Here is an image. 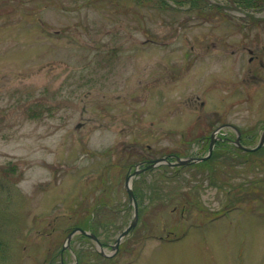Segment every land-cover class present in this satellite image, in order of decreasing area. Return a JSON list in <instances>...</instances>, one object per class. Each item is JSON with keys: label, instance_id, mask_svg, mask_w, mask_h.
Listing matches in <instances>:
<instances>
[{"label": "rangeland", "instance_id": "1", "mask_svg": "<svg viewBox=\"0 0 264 264\" xmlns=\"http://www.w3.org/2000/svg\"><path fill=\"white\" fill-rule=\"evenodd\" d=\"M212 2L226 8L0 0V264H43L88 220L113 244L141 162L204 156L223 124L258 144L264 11ZM214 151L133 179L139 220L113 264H264V147Z\"/></svg>", "mask_w": 264, "mask_h": 264}, {"label": "trees", "instance_id": "2", "mask_svg": "<svg viewBox=\"0 0 264 264\" xmlns=\"http://www.w3.org/2000/svg\"><path fill=\"white\" fill-rule=\"evenodd\" d=\"M137 4L140 5H154L158 4L161 8L166 7L171 2L174 6L181 8L187 7L189 11L203 12L208 9L223 10L226 7L220 2H212V0H134ZM227 3L228 6L247 11V12H260L264 10V0H222ZM263 151L261 149L258 152ZM105 205V203H104ZM87 223H91L90 220ZM4 245L0 242V249Z\"/></svg>", "mask_w": 264, "mask_h": 264}, {"label": "water", "instance_id": "3", "mask_svg": "<svg viewBox=\"0 0 264 264\" xmlns=\"http://www.w3.org/2000/svg\"><path fill=\"white\" fill-rule=\"evenodd\" d=\"M237 144L247 150V151H255L257 149H259L263 144H264V133L261 137V140H260V143L258 144V146H256L255 148H246L244 147L241 143H240V138L238 137L237 140H236ZM215 144V140H214V136L212 137V140H211V144H210V148H209V154L203 158H187V159H179V165H186V164H189V163H195V162H199V161H204V160H207L210 155L212 154V151H213V146ZM166 158H162V159H159V160H155L153 162H151V164L149 166H147V168L149 167H154L156 165H159L162 163L163 160H165ZM172 164V163H171ZM145 168V169H147ZM145 169H141V170H135L132 174H129L127 177H126V181H125V187H126V190L128 192V195H129V200L131 202V204L134 206V218H133V221L131 222V224L120 234V236L117 238V240L115 241V244L113 245V249L117 250L118 247H119V244L121 243L122 239L131 231L135 228L137 222H138V219H139V207H138V201H137V198L135 196V193H134V190H133V187H132V179L133 177H135L137 174H139L141 171H144ZM77 230L75 229L74 231L71 232V234L68 235L67 237V245L70 244V241H71V238H72V235L76 232ZM81 232L83 234H87L89 237L93 238L94 240L97 241L99 247H102V244L101 242L97 239V237L93 234H89L88 232L84 231V230H81Z\"/></svg>", "mask_w": 264, "mask_h": 264}, {"label": "flooded vegetation", "instance_id": "4", "mask_svg": "<svg viewBox=\"0 0 264 264\" xmlns=\"http://www.w3.org/2000/svg\"><path fill=\"white\" fill-rule=\"evenodd\" d=\"M248 51L250 53H252V50L248 49ZM256 56H251L250 57V62H252L254 59H255ZM260 65L261 67L264 66V56L263 57H260ZM75 227H81L83 229H88V230H93V228L90 229V227H93L91 224H79V225H76ZM100 231V230H98ZM76 235H79L82 239H74L73 242L77 243V242H80V243H90V245L92 244V246L94 245L93 244V240L87 238L86 236H83L81 234H76ZM97 237L100 239V232H98L97 234ZM101 242L103 243V245L105 247H107V243H105L103 241V239H100ZM95 247V245H94ZM95 252H97V249L95 247ZM70 251H73L74 254L71 255L72 258H73V261L70 262V263H67L66 260H65V256L64 254H54L52 256H48L47 255V258L43 261V264H55L59 261L58 264H113V259L116 257V256H111V257H108L107 255H102L100 253L98 254H85L86 252H83L81 251L80 253H78L76 251V249L73 247V245L71 246V250Z\"/></svg>", "mask_w": 264, "mask_h": 264}]
</instances>
